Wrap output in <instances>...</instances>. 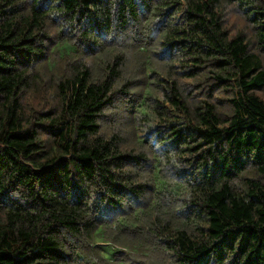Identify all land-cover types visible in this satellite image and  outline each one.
Segmentation results:
<instances>
[{"label":"trees","instance_id":"16d2710c","mask_svg":"<svg viewBox=\"0 0 264 264\" xmlns=\"http://www.w3.org/2000/svg\"><path fill=\"white\" fill-rule=\"evenodd\" d=\"M0 264H264V0H0Z\"/></svg>","mask_w":264,"mask_h":264}]
</instances>
